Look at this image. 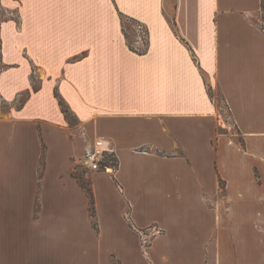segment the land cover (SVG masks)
<instances>
[{
	"label": "crops",
	"instance_id": "crops-1",
	"mask_svg": "<svg viewBox=\"0 0 264 264\" xmlns=\"http://www.w3.org/2000/svg\"><path fill=\"white\" fill-rule=\"evenodd\" d=\"M263 14L0 0V264H264ZM125 21L145 27L142 52ZM96 138L118 167L89 177V211L75 166Z\"/></svg>",
	"mask_w": 264,
	"mask_h": 264
},
{
	"label": "built area",
	"instance_id": "built-area-1",
	"mask_svg": "<svg viewBox=\"0 0 264 264\" xmlns=\"http://www.w3.org/2000/svg\"><path fill=\"white\" fill-rule=\"evenodd\" d=\"M131 29L134 34L132 48L138 52H142L146 47V29L142 24L136 22L133 23ZM261 31L264 33V25ZM80 164L82 170L85 171L86 176L88 177L98 172L113 175L118 167V160L111 143L106 139L96 138L86 149L81 158ZM158 233H160V231L156 225H153L149 229L141 232L145 248L150 244L146 238L149 237L150 239Z\"/></svg>",
	"mask_w": 264,
	"mask_h": 264
},
{
	"label": "rangeland",
	"instance_id": "rangeland-1",
	"mask_svg": "<svg viewBox=\"0 0 264 264\" xmlns=\"http://www.w3.org/2000/svg\"><path fill=\"white\" fill-rule=\"evenodd\" d=\"M133 23L134 22H131V21H125L124 22V26L127 29L128 35L130 36L132 42L134 40V34L130 30L132 28ZM214 94L216 97V103L218 105V110L221 112V118H222L221 125H219V129L222 132L228 131V130H226V125H225V124H227V126L231 127L230 133L234 134V128H233V124H232L231 118H230L229 113H228V109H227L225 103L222 101L221 97L218 96L216 91H214ZM80 161H81V158L77 161V164L75 166V170H78V172H80L82 174L80 176L81 180L84 181L88 186H90V178L88 176L86 177L85 171H83L81 168ZM83 175H85V176H83ZM146 239H147V241H149V237H147Z\"/></svg>",
	"mask_w": 264,
	"mask_h": 264
},
{
	"label": "trees",
	"instance_id": "trees-1",
	"mask_svg": "<svg viewBox=\"0 0 264 264\" xmlns=\"http://www.w3.org/2000/svg\"><path fill=\"white\" fill-rule=\"evenodd\" d=\"M261 10L264 12V0H261ZM131 22H133V21H131ZM123 31H124V35H125L126 41L128 43V46L132 49V40H131L130 36L128 35V31H127V29L125 28L124 25H123ZM210 96H211V94H210ZM79 184H80L81 188L87 194L88 201H89V211H94V200H93V196H92V192H91L90 186H88L81 179H79ZM129 225H130L131 228H133L130 223H129Z\"/></svg>",
	"mask_w": 264,
	"mask_h": 264
}]
</instances>
